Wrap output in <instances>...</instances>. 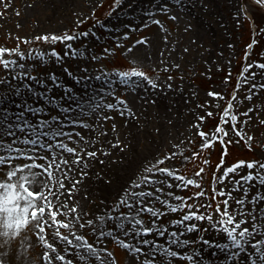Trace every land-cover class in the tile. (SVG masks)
Wrapping results in <instances>:
<instances>
[{
    "label": "rangeland",
    "instance_id": "374dc122",
    "mask_svg": "<svg viewBox=\"0 0 264 264\" xmlns=\"http://www.w3.org/2000/svg\"><path fill=\"white\" fill-rule=\"evenodd\" d=\"M141 1L132 0L130 3V0H124L123 3L114 7V0H74L68 9L59 10L54 16H50L49 13L52 14L53 11L40 6L41 0H0V47H19L25 53L23 59L19 57L17 59L20 63H27L28 67L25 70L30 71L33 77L45 81L43 85L37 84L35 79L28 81L31 84H36L39 90L47 85L60 84L56 83L57 80L51 79L54 73L56 77L57 75L69 77L68 73L72 72L70 78H73L74 81H79V79H83V76H87L88 79L95 80L93 85L98 91H102L100 95H103L104 89L116 88L117 95L123 96L134 108L138 102L146 106L150 112L148 121L150 128L157 129L160 123L155 116V102L147 95L136 96L129 86L120 83L115 78L114 70H126L132 66H139L152 79L156 80L161 88L171 91L172 88L183 86L189 94V99L182 107L183 116L179 127L171 129L168 135L170 138L159 147L154 158L159 159L168 152L177 153L175 157L166 160L162 166L171 167L188 178H197L200 180V184L183 188L170 187L165 184L162 193L158 190L160 186L157 185L156 197L170 199L172 203H176L175 196L188 197L186 203L210 204L211 207L165 212L163 209L166 206L158 203L157 199L150 198L151 203L161 211V215L156 218V221L166 235L163 237H153L152 234L145 235L150 240L155 239L171 245L169 234L179 228L180 239L190 240L189 245H184L186 249H197V252L201 254L204 249H209L212 245L218 247L219 244H226L232 250L234 247L222 235V229L219 226H210L211 222L207 219L197 221L192 218L185 221L184 225H173L170 221L182 220L187 211L196 210L211 212L218 223L219 213L214 209L217 204L223 209V200L226 198L217 194L215 189L218 188L233 193L229 209L237 211L235 198H241L242 193L240 194L239 190L234 188V181L245 173L246 166H240L236 173L229 174L222 182L217 181L215 177L222 175L223 168L237 160L264 161V88L260 87V85H264V69H260L258 66L260 63H264V3H261L260 0H189L201 18L216 27L215 33L202 31V34L195 38L192 37L191 32V28L194 26L188 23L191 17L177 14L174 10L169 13L155 11L154 18L161 21L159 24L161 28L156 33H153L148 25V16L142 21L139 20L138 23L131 20L129 4H141ZM238 10L240 11L239 16H237ZM111 15L122 17L124 22L110 28L104 23ZM173 15L176 17L175 19L171 18ZM83 31H87L89 36L80 37L74 44V47H77L79 51L86 53L83 57L66 55L68 52L67 42L34 39L43 34L61 35L65 32H75L79 36V33ZM125 31L129 33L128 36H124ZM165 36H167V40H165ZM140 37H145L148 43L137 45L136 41ZM150 43L157 48V52L153 55L147 53ZM128 46L133 49L131 52L126 50ZM109 47L112 49L111 52L105 54L103 49ZM52 48H55L61 55L59 57L52 55L50 51ZM29 50H32V53L40 50L47 55L45 57L30 55ZM162 50L165 55L168 53L171 55L172 60L168 64L164 62ZM4 55L8 56L7 53ZM92 56H98L99 59L93 60ZM249 64L253 67L247 68ZM253 71L257 75L252 76ZM8 72V69L0 66V80H3ZM77 73L83 75L77 76ZM107 74L114 76L110 83H104L102 79ZM8 83L12 82L8 79ZM168 84H171L172 87H167ZM66 85L69 86L68 83ZM254 85L256 87H253ZM146 86L152 88L147 82ZM210 90L221 93L222 97L210 96ZM250 90L252 99L247 98ZM114 99L111 97L107 102H112ZM229 101H232L233 107L228 109L229 114L225 116L224 110ZM170 107L174 112V103L171 102ZM48 108L52 109V115H56L60 111L56 105H51ZM249 109L251 111L248 116H245L244 113ZM209 110L213 113L211 116L208 115ZM101 112L112 117L108 120L100 117L102 130L117 131L120 128L119 110H108L106 107H102ZM47 114L42 115L45 117ZM232 114L237 115L236 121L231 120ZM200 116H204L205 119L200 121ZM222 119L225 123L221 122ZM218 124L228 127L227 139L233 141L232 143L226 144L223 140L215 142L214 133ZM232 124H235L236 128L245 136L252 139H242L231 128ZM201 130L208 134L207 138L214 140V143L206 148L201 147V144L206 141V137L199 135ZM193 152L198 155L193 156ZM185 157H189V159L185 160ZM221 159L225 163L218 168L217 165ZM205 160L208 163L205 164ZM201 167L204 168V172L197 177L196 173ZM2 176H6V173L0 171V177ZM255 189H258V186ZM201 190L205 195L199 197L193 195L195 191ZM169 193H172L171 197ZM124 210L121 208L120 212ZM143 217L149 223L153 219L148 213L143 214ZM57 218L66 219L62 213ZM237 218H239L238 212ZM67 220L71 221L72 219ZM80 223L86 222L81 219ZM114 223L115 221L108 223L109 227H112ZM190 223H198L200 227L191 232H185L184 226ZM50 224L52 227H45L40 232L41 236L51 233L56 228H59L65 235H72L69 229L60 228L54 223ZM74 227L79 234L86 235L94 246L101 249L107 247L113 253L111 259L116 264H129L128 251L118 245L114 238L105 240L104 237L94 236L87 227L81 229L79 224H75ZM36 231L37 229L31 221L19 235L12 238L10 243L5 242L7 237H0V254L4 256L6 264H33L40 260L42 244L35 235ZM72 238L74 239V236ZM96 240H99V244H96ZM56 241L58 242L56 243L57 253L65 255L66 261H71L72 264H84L80 260L81 249L60 239ZM205 241L212 243L206 244ZM225 253L227 254V252ZM101 256L106 257V254L101 252ZM74 257L75 259H73ZM189 263L182 258L177 262V264Z\"/></svg>",
    "mask_w": 264,
    "mask_h": 264
},
{
    "label": "snow or ice",
    "instance_id": "6c2138e0",
    "mask_svg": "<svg viewBox=\"0 0 264 264\" xmlns=\"http://www.w3.org/2000/svg\"><path fill=\"white\" fill-rule=\"evenodd\" d=\"M124 0H114V7L123 3ZM163 6L154 3L152 7L159 12L169 13L171 9L165 0H161ZM264 3V0H260ZM176 4H181V0H176ZM7 7V5H5ZM132 5L129 4V7ZM148 19L153 20L152 12L149 11ZM240 15V11H237V16ZM175 19L173 15L171 17ZM156 24H161L159 19H155ZM146 26V25H145ZM128 32H124V36H128ZM89 33L83 31L79 33V36L75 32H65L61 35L56 33L43 34L42 36L35 37L37 40H52L59 42H67L66 48L68 52L66 55L83 57L86 53L79 51L74 44L80 39V37H88ZM26 39V38H24ZM167 40V36H165ZM137 45L141 43H148L145 37H140L136 41ZM251 46V45H249ZM111 47L103 49L105 54L111 52ZM128 52L133 49L126 47ZM51 54L59 57L61 55L55 48H52ZM5 53L8 54L5 57ZM29 54L39 57H45L47 53L37 50L32 53L29 50ZM17 57L23 59L25 53L19 49V47L6 48L0 47V66L8 69V75L0 80V86L7 85L8 93H0V170L4 169L5 165L9 166L6 171V180H0V237H7L6 243H10L13 237L19 235L29 224L30 220L34 223L37 229L35 235L38 237L39 242L42 244V256L45 258V264H72L71 261H66L65 255H57L58 246L56 240L60 239L65 241L69 245H75V248L81 249L82 255L80 260L84 264H116L112 260L113 253L109 251L107 247L99 248L94 246L92 242H89L86 235L79 234L74 227L75 224H79L81 229L87 227L91 233L97 237H104L105 240L114 238L118 245H121L129 253V264H175L177 259H184L189 261L190 264H202V261H198L197 258L189 254L186 248L181 249L180 245H189V239H180L181 233L179 228L173 230L169 236L171 238V245L167 242L164 246L155 239L146 238L145 234H152L153 237H163L166 233L161 229V226L157 224L156 218H159L161 211L155 204L151 203V199H157L158 203H162L166 206L163 211L167 212L171 210L176 212L180 209H206L211 205H201L199 203H186L188 197L175 196L176 203H172L170 199H163L156 197L157 185H159V191H164V185L167 184L170 187L183 188L189 185L199 186L200 180L197 178H188L186 175L181 174L173 170L171 167L162 166L166 160L175 157L177 153L168 152L165 156H161L159 159L153 158V162L147 164L139 172L135 173L118 193V198L111 204L110 207L106 206V210L100 214H92V218L86 219V223H80L81 216L77 213L73 216L71 221L63 218H57L60 213L67 212L68 214L76 213L77 205L68 207L67 201L71 197H65L64 202L61 203L63 192H53L50 189L58 187L64 189V181L68 178L65 174V168L61 165L71 168L69 158L64 153L75 154L72 159L76 163L82 162V156L79 152H85L88 157H95L96 151H86L79 147V142L83 139L76 128H71L70 131H66L67 125H83L86 128H91V125L86 123L81 115L87 110V115L91 119H98L96 115L102 107H106L108 110H119L120 115H124L125 111L131 114L132 109L129 102L120 95H117L116 88H107L103 90V95H100L96 90H93L92 99L85 96H79L77 93H67V98L62 99L59 106L60 111L56 115H52V109L47 106H35L27 103V96H31L33 99H38L43 93H38L36 87H34L29 80H36L37 84H45V81L38 77H33L30 71L25 69L28 67L27 63H20ZM93 60H98V56H92ZM260 69H264V63H260ZM251 64L247 65V68H252ZM20 71L17 72L16 70ZM13 74L16 76V81L13 84L8 83L9 77ZM69 76L72 72L68 73ZM82 73H77V76H82ZM115 78L122 84L129 86L132 90L140 88V86L146 81L148 85L152 87H160L159 83L152 79L144 70L139 66H132L126 70H114ZM252 76L257 75L255 71L251 73ZM28 79L25 80L24 78ZM135 78V79H134ZM52 80H57L58 77L52 76ZM83 79L87 80V76H83ZM171 79V77H169ZM227 79V77H226ZM247 83V80H245ZM64 88L68 86L66 84L61 85ZM167 87L171 88L172 85L168 84ZM253 87H256L254 85ZM264 88V85H260ZM210 96L222 97L221 93L211 91ZM235 95V94H233ZM13 97L20 98V104H16V100ZM114 97L112 102H107L109 98ZM248 99H252L251 90L248 94ZM56 97H46L49 105L56 104ZM13 104L19 111H14L12 108L7 107V104ZM233 107L232 101L228 102L224 115L227 116L228 109ZM251 109L245 112L244 115L248 116ZM48 113L47 118H44L42 114ZM71 113L69 116L67 114ZM30 114V115H29ZM213 113L209 110L208 115ZM103 119L108 120L112 117L100 113ZM237 115L232 114L231 120L236 121ZM204 116H200L199 120L203 121ZM222 123H225L222 119ZM115 127V125H113ZM231 128L237 132V135L244 140H251V137H247L236 128L235 124L231 125ZM201 137H206V141L201 144L202 148H206L214 143V140L207 138V133L203 130L200 131ZM215 142L223 140L226 144H230L233 141L227 139L229 130L227 126H220L218 124L215 128ZM63 137L64 139H59ZM65 141H72L76 146H70ZM117 145L121 142L116 141ZM249 147L251 145L249 144ZM63 150V151H58ZM47 153V154H46ZM193 156L198 155L193 152ZM23 159L24 163H18L17 161ZM189 157H185V160ZM38 161H41L38 163ZM204 163H208L207 160ZM225 161L220 160L217 167L223 165ZM240 166H246V171L241 174L238 179L234 181V188L242 191L244 194L242 198H235V204L237 211H230V198H233L232 192H226L224 189H215L218 195L226 197L223 200V209L217 204L214 211L219 213V220L213 218L211 212L189 210L182 220H171L173 225H184V222L195 218L197 221L207 219L211 222L212 227L219 226L222 229V235L225 239L230 241L231 245L235 246L230 250L226 244H219L218 250L227 252L225 259L232 261V264H240L237 259V251L241 250L240 254L244 257L246 264H264V192L253 190L256 188L257 181H259L260 188H264V161L261 160H237L235 163L224 167L223 174L215 179L219 182L225 180L229 174L236 173ZM55 169V171H54ZM204 172V168H199L196 173L197 177ZM46 174V176H45ZM81 175H87V173H81ZM51 178V179H48ZM174 178V179H173ZM79 181H76L71 188H68L69 193L76 187ZM39 186L41 190H35ZM194 196H203L205 193L201 191H195ZM172 196V193H169ZM40 201H43L41 204ZM124 208L123 212L120 209ZM58 209V210H57ZM50 210V216H49ZM237 212L239 218H237ZM148 213L153 218L150 223L146 222L143 214ZM251 218V223L248 226H243L248 218ZM114 220L115 223L112 227H109L108 221ZM48 223H54L55 226L60 228L69 229L71 236L65 235L59 228L54 229L46 236H41L40 232L44 230ZM200 226L198 223H190L184 226L185 232H191L198 229ZM74 236V239L72 238ZM123 237V238H122ZM203 239V237H201ZM206 244L212 243L211 241H205ZM96 244H99V240H96ZM251 246L249 249L246 246ZM144 246H150L151 253L148 258H144L142 254L145 252ZM47 249V250H45ZM175 249V250H174ZM202 251V249H200ZM250 251V254H247ZM101 252L106 254V257L101 256ZM75 259V257L73 258ZM0 264H6V260L2 254H0Z\"/></svg>",
    "mask_w": 264,
    "mask_h": 264
},
{
    "label": "bare ground",
    "instance_id": "6f19581e",
    "mask_svg": "<svg viewBox=\"0 0 264 264\" xmlns=\"http://www.w3.org/2000/svg\"><path fill=\"white\" fill-rule=\"evenodd\" d=\"M73 2L74 0H41L40 6L51 9L53 13H49V15L54 16L59 10L68 9ZM165 2H167L169 8L177 12V14L185 16L189 15L191 17L188 23H191L194 26L191 28L192 37H199L202 34V31L215 33L216 27L211 23L209 24L208 22H205L194 6L191 5L189 0H181V4L179 5L176 4V0H165ZM130 3H132V0H130ZM154 3L160 4L161 7L163 6L161 0H142L141 4L135 3L130 7V15L132 16L131 20H135V22L138 23L147 17V14L151 11L153 20H148V25L153 30V33H156L161 27L154 22L156 19L154 18V14L155 11H157L152 7ZM123 22L124 20L122 17L111 15L104 24L110 28H114L118 26L119 23L122 24ZM156 52L157 48L150 43L147 48V53L153 55ZM161 53L164 62L168 64L172 60L171 55L169 53L165 55L164 50H162ZM54 75L55 73L52 76ZM57 77L60 79L58 78L56 83H60L61 85L68 83L69 86L64 88L60 84H51L45 86L42 90H39L36 84H32L36 87L37 92L43 93V95L39 96L38 99H33L31 96H27V103L33 107L37 105L50 107L51 105L47 103L46 97L53 96L57 98L56 104L53 105H56V107L59 108L62 99L67 98L69 90L73 93H77L79 96H85L90 100L92 99L93 90H96L98 93L102 92L98 91L93 85L95 80L79 79V81H74L70 76L57 75ZM113 77V75L107 74L104 78L102 77V79L104 83H110ZM9 81L12 82L10 84L15 83V74L9 77ZM132 92L138 97L147 95L153 102H155V116L160 122L157 129L154 127H148L150 112L149 109L146 108V106H143L140 102L137 103L135 108L129 104L132 109L131 114H128L125 111L123 116L120 115V128L117 131L109 132L102 130L100 111L96 113L99 117L98 119L89 118L87 110L81 115V118H83L86 123L90 124L91 128H86L83 125H67L65 127L66 131H70L71 128H76L80 133V136L83 137L79 142L80 148L85 149L86 151L97 152L95 157H88L85 152H79L78 154L82 156V162L80 163H76L72 159L75 154L64 153L65 156L69 158L71 164V168L61 165L62 168H65V174L68 175V178L64 181L65 187L64 189L53 187L50 190L57 193L63 192V197L60 201L61 203L64 202L65 197L70 196L71 199L67 201L68 207H71L72 205L78 206L76 213L68 214L66 211L62 213L66 219H73V216L78 213L81 216V219L86 222V219L92 218V214H100L104 212L106 206L110 207L118 198V193L121 191L122 187L133 178L134 174L153 161L154 154L158 151L159 147L164 145L167 139L170 138L168 135L171 132V129L173 127H179L181 117L183 116L182 107L183 105H186V102L189 99V94L183 86L172 88L171 91H169L167 88H151L146 86V82H144L140 88L132 90ZM0 93H8V87L0 86ZM8 94L10 95V93ZM13 99L16 100L17 105L20 104L19 97H13ZM171 102L174 103V112H172L170 107ZM6 106L12 108L14 111L21 110L11 103ZM47 115H45L44 118H47ZM67 115L71 116L72 114L69 113ZM168 123L170 124L169 126ZM59 139L63 140L64 138L59 137ZM117 140L121 142L119 145L116 143ZM65 142L69 143L70 146H76L72 141ZM17 162L24 163L25 161L21 159ZM40 162L41 161H38V163ZM8 169L9 166L5 165L4 169L0 171L6 173ZM81 173H87V175H81ZM6 179V176L0 177V180ZM76 181H79V183L76 184V187L71 193H69L67 189L71 188ZM257 186L258 189H254L252 194H254L255 191L264 192V188H260L259 186V181H257L256 187ZM35 190L39 191L41 189L37 186ZM239 192L240 194L242 193V191ZM243 195L244 194L242 193L241 198ZM40 203L42 204L43 201H40ZM110 222L113 223L114 220H109L108 223ZM251 222V218H248L243 226L246 227ZM46 227L52 226L48 223ZM56 243L58 242L56 241ZM160 243L162 246L165 245L164 242ZM144 247L146 250L142 256L148 258L151 253V248L150 246ZM179 247L184 249V245H180ZM233 247L235 248V246ZM246 247L249 249L251 248L250 245ZM186 250L189 254L194 255L198 261H202V264H232V261L225 259L227 256L225 251L218 250L217 245H212L209 249H204L201 254L197 252V249ZM236 251L239 262L241 264H246L244 257L240 254L241 250ZM247 254H250V251ZM57 255L59 254L57 253ZM177 262L178 259L175 261V264H177ZM33 264H45V258L42 256V253L40 260ZM61 264H65V262H61Z\"/></svg>",
    "mask_w": 264,
    "mask_h": 264
}]
</instances>
